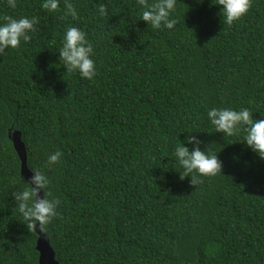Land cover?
<instances>
[{
  "label": "trees",
  "instance_id": "obj_1",
  "mask_svg": "<svg viewBox=\"0 0 264 264\" xmlns=\"http://www.w3.org/2000/svg\"><path fill=\"white\" fill-rule=\"evenodd\" d=\"M41 2L0 0V17L39 20L30 42L0 54V264H38L12 196L26 187L14 131L61 201L39 229L57 264H264V161L243 132L223 137L207 119L212 107L264 119V0L231 26L214 0H178L171 30L147 27L137 0H69L76 19H61L65 0L52 13ZM70 26L93 45V81L58 57ZM193 135L223 162L195 186L172 155Z\"/></svg>",
  "mask_w": 264,
  "mask_h": 264
},
{
  "label": "clouds",
  "instance_id": "obj_2",
  "mask_svg": "<svg viewBox=\"0 0 264 264\" xmlns=\"http://www.w3.org/2000/svg\"><path fill=\"white\" fill-rule=\"evenodd\" d=\"M178 0H154L146 3V0H137L142 9L141 19L147 27L153 30H171L177 21L172 18ZM18 0H7V6L11 9L17 7ZM252 0H214L213 5L219 7L223 22L231 26L239 21L250 9ZM41 8L52 13L59 9V0H42ZM98 15H107L104 3H99ZM77 18L76 8L69 0H65V17ZM38 17L21 16L15 18L11 15L0 17V54L7 49H16L32 40V33L36 32ZM94 49L87 39L86 33L75 26L67 27L64 31L58 57L63 62V67L68 74L78 73L82 79L93 81L97 76V68L93 59ZM207 119L214 127L215 133H221L223 137L243 135V144L247 149L264 161V119L255 120L247 108L235 110L230 107H212L207 111ZM186 144L192 145L191 150ZM185 143L178 141L172 155L175 162L182 169L179 179L190 178V184L196 185L202 182L200 177H214L222 175L223 162L217 153H209L206 148L201 150V141L196 136H189ZM62 153L55 151L49 154L47 165L52 166L61 162ZM26 187L12 194L15 209L26 222L27 227L46 229L52 221L58 217L61 201L51 197L50 178L39 168L33 169L27 181H23ZM43 193V197L39 196ZM51 197V198H49Z\"/></svg>",
  "mask_w": 264,
  "mask_h": 264
},
{
  "label": "water",
  "instance_id": "obj_3",
  "mask_svg": "<svg viewBox=\"0 0 264 264\" xmlns=\"http://www.w3.org/2000/svg\"><path fill=\"white\" fill-rule=\"evenodd\" d=\"M9 137L20 161V177L27 181L31 173L27 169L26 152L20 139V133L18 131H14L9 135ZM39 196L42 198V193H40ZM34 232L37 235L35 249L38 252V264H57L55 261L54 251L49 245L47 235L41 232L39 229L34 230Z\"/></svg>",
  "mask_w": 264,
  "mask_h": 264
}]
</instances>
